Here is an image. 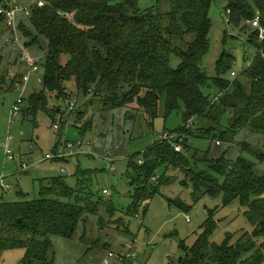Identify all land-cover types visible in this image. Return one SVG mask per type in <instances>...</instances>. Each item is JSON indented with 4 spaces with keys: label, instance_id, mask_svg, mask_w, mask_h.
<instances>
[{
    "label": "trees",
    "instance_id": "trees-1",
    "mask_svg": "<svg viewBox=\"0 0 264 264\" xmlns=\"http://www.w3.org/2000/svg\"><path fill=\"white\" fill-rule=\"evenodd\" d=\"M142 1L147 0H45L43 7L32 5L31 18H20L18 34L30 55L37 50L45 52L43 61L38 62L44 72L39 80L43 90L24 99L26 107L22 114L36 119L53 98L66 101L69 88L65 84L70 82L78 95H92L112 110L141 112L152 122L161 118L163 108L167 119L183 105L184 125L142 152L140 164L132 161L129 165L126 177L133 191L127 217H139L141 210L147 208L145 203L160 193L163 185L174 180L167 174L179 171L186 177L184 185H191L194 190L193 201L199 202L205 196L222 198L223 208L238 201L246 209L244 217L253 227L251 233L241 232L239 236L228 233L226 240L217 244L212 240L218 228L214 218L217 211L211 210L195 244L191 248L185 242L181 245L185 256L179 264H261L264 262V172L243 156L230 160L224 152L221 157L213 158L209 151L195 152L196 160L203 162L206 169L192 168L184 153L191 149L184 141L195 135L188 126L193 119L199 118L201 123L210 125L196 128L208 134L222 128L227 114L230 115L228 126L215 136L216 142H226L229 134L233 138L245 130L264 135V41L261 43L258 31L246 26L242 29L243 23L257 14L264 26V0H225L229 24L245 32L249 29V43L255 44L257 50L251 67L235 81L226 78L235 63V58L226 52L216 64L215 78L203 67L210 51L209 34L213 26L210 9L214 0H157L159 5L164 3L169 7L167 12L159 10V5L157 9L142 10ZM11 3V0L0 2L8 8L14 5ZM30 4L31 1L19 2L21 6ZM4 17L0 16V21L6 24ZM8 28L7 45L14 46L15 33ZM227 37L225 34L224 43ZM42 38L48 46L44 47ZM18 60L19 67L14 65L10 70L11 62L0 55V94L17 89L23 57ZM58 78L63 94L57 87ZM206 87L216 88L218 95L214 98L205 95ZM74 97L77 100L76 96L71 99ZM77 104L73 110L70 105V111H75ZM54 111L55 118L64 114L58 105ZM48 117L56 120L50 112ZM55 128H59L58 124ZM86 129L81 128L84 135L88 133ZM61 140L60 136L62 145ZM242 143L244 151L251 150L248 143ZM70 144L65 143V147ZM72 145L74 149L82 146ZM57 153L63 152L58 148L54 155ZM71 157L74 155L52 161L68 162ZM258 158L264 162V154ZM93 173L78 169L74 186L64 176L45 178L40 198L0 203V253L20 250L25 252V263L55 264L52 238L72 240L81 227L87 228L89 216L99 215L102 206L108 214L116 211L111 200L93 190ZM21 219L23 222L19 223ZM121 222L125 228L118 229L119 234L128 235L126 223ZM101 248L109 251L111 244L105 242Z\"/></svg>",
    "mask_w": 264,
    "mask_h": 264
},
{
    "label": "rangeland",
    "instance_id": "rangeland-1",
    "mask_svg": "<svg viewBox=\"0 0 264 264\" xmlns=\"http://www.w3.org/2000/svg\"><path fill=\"white\" fill-rule=\"evenodd\" d=\"M21 1L11 0V4L19 5ZM158 5L157 0H147L140 3V8L142 10L157 9ZM226 6L225 0H214L212 3L210 19L213 26L209 34L210 51L205 57L203 67L210 77L215 78L217 76L216 64L221 55L226 52L235 58L232 72L237 74V77L233 79L231 72L226 78L235 81L241 77L242 72L251 67L257 50L255 44L249 43L252 30L243 31L244 23L240 30L234 29L229 24ZM159 7L162 12L169 10L164 3ZM22 17L23 15H20L19 19ZM225 34L228 36L226 43H224ZM9 35L10 29L0 21V55L5 58V61L11 62L9 69L12 70L14 65L18 66L17 59L22 60V57H20V50L12 44L5 43V38ZM42 43L44 47L48 46V42L43 38ZM31 56L35 58L39 70L31 76L25 99L43 90L39 80L43 78L44 72L38 62L43 61L45 52L37 50L34 54L32 52ZM19 72L20 75L27 73L24 62ZM71 85L72 82L65 84V87L69 88L66 101L53 98L46 111L39 112L36 119L33 116L26 118L21 112L11 121L9 115L20 95L19 89L0 94V178H6V183L0 179V203L40 198L42 180L45 178L53 179L64 176L74 186V174L78 169H83L94 172L93 190L100 197L111 200L116 209L113 214H108L105 206L100 207L99 215L89 216L87 228L81 227L72 240L61 237L52 238L55 264H101L109 252L116 253L128 243H135L134 250L138 254V258L131 260V264L135 262L138 264H179L181 258L185 256L181 245L185 242L186 246L191 248L195 244L197 235L202 232V227L208 222L211 210L217 211L214 218L218 228L212 238L215 243H223L228 233L239 236L241 232L251 233L253 231L252 225L244 217L246 209L238 201L225 208L222 205V198L205 196L199 202L193 201L194 190L191 185L188 187L184 185L186 177L179 171H170L167 174L174 180L163 185L160 193L145 203L147 208L141 210L140 219L136 216L127 217L132 204L133 191L126 177L129 165L132 161L140 164L139 159L142 152L184 125L181 114L184 106L182 105L181 110L174 112L167 119L164 117L163 108L161 118L152 122L148 115L141 112L127 113L128 110L125 108L115 110L105 108L103 101L92 95H78L75 86ZM203 93L211 98L218 95L214 87H206ZM72 95L76 96L79 101L75 111H70ZM57 105L62 107L64 114L55 118L57 114L54 110ZM24 107H26L25 102L22 105V111ZM48 112L51 113V117L59 120L57 122L52 120L48 117ZM229 118V114L225 115L222 128L208 134L197 131V127L210 126L201 123L199 118L193 119L188 124L195 135L187 137L184 141L191 149L184 153L190 160L192 168L206 169L203 162L196 160L195 152L209 151L213 158L221 157L224 152L230 160L243 156L264 172V162L258 158V155L264 154L263 134L245 130L233 138L229 134L228 141H221V145L217 144L215 136H219L221 131L226 130ZM60 119H63V122ZM56 124H58V129L55 128ZM85 127L88 133L84 135L81 128ZM60 136L62 145L59 143ZM9 137H12L10 149L16 160L8 162L3 146L8 142ZM242 142L248 143L251 150L244 151ZM65 143L82 144V146L68 150ZM58 148L59 151L72 154L74 157H71L68 162L44 161L47 155L54 154ZM180 150L184 151L182 147ZM23 164L36 166L23 170ZM63 170L66 174L62 172ZM8 185L12 187H7ZM104 190H107L108 194L104 193ZM180 204L184 207H180ZM121 220L126 223L130 231L128 235L118 232V229L124 225ZM124 228L125 226L122 227ZM105 242L111 244L109 251H107L109 248H101ZM115 261L113 258L112 263L114 264ZM0 264L39 263H25V252L14 250L1 252Z\"/></svg>",
    "mask_w": 264,
    "mask_h": 264
},
{
    "label": "built area",
    "instance_id": "built-area-1",
    "mask_svg": "<svg viewBox=\"0 0 264 264\" xmlns=\"http://www.w3.org/2000/svg\"><path fill=\"white\" fill-rule=\"evenodd\" d=\"M37 4L39 7L45 6V0H33L32 4L30 5H13L12 7L8 8L6 5L0 4V16H5V23L8 27L12 29V31L15 33L14 38V46L16 48H19L22 50V57L23 62L26 64L27 67V73L22 74L21 81L17 84V88L19 89V97L17 99V102L15 106L12 108L10 112V119L13 121L16 117L20 115L22 112V105L24 104L25 94L28 90L27 86L30 82L31 76L34 73H37L38 66L36 65L35 58L30 55V53L25 49V46L23 42H21V39L18 34L19 30V22H20V15H23L25 17L31 18L32 11L30 10L32 5ZM244 26L248 27L250 30L258 31L261 35V43L264 41V26L262 25V19L260 17V14H257L254 18L249 19L244 22ZM233 79L237 77V74L235 72H232ZM71 103V109L73 110L74 107L77 104L76 98H72L70 101ZM169 137L168 134L166 135V138ZM12 140V137L8 138V142L3 146V149L5 150V156L6 160L9 161H15L16 158L13 156V152L10 149V141ZM182 141V139L180 140ZM221 145L220 143H217ZM80 145V144H78ZM68 150L74 149V145L70 144L68 147ZM179 149H181V146H178ZM72 154H64V153H57L52 155H47L44 158V161H52L56 157L57 158H64V157H70ZM142 163V162H141ZM36 165L29 166L28 164H23L22 169L28 170L31 167H35ZM65 173V170H63ZM104 193H107V190H104ZM142 222V221H141ZM135 243H128L125 247L120 248L118 252H109V254L105 257L104 261L101 264H113L112 259L115 258L114 264H131V260H135L138 256V254L135 252ZM134 264H138L135 262ZM261 264H264L262 262Z\"/></svg>",
    "mask_w": 264,
    "mask_h": 264
},
{
    "label": "water",
    "instance_id": "water-1",
    "mask_svg": "<svg viewBox=\"0 0 264 264\" xmlns=\"http://www.w3.org/2000/svg\"><path fill=\"white\" fill-rule=\"evenodd\" d=\"M57 87L59 88V92L61 94H63L64 93V88L62 87V83H61L59 78L57 80ZM21 222H23V219L19 220V223H21Z\"/></svg>",
    "mask_w": 264,
    "mask_h": 264
},
{
    "label": "crops",
    "instance_id": "crops-1",
    "mask_svg": "<svg viewBox=\"0 0 264 264\" xmlns=\"http://www.w3.org/2000/svg\"><path fill=\"white\" fill-rule=\"evenodd\" d=\"M32 2L33 0H22L21 2H24V3H29V2ZM5 43L7 44L8 43V40L5 38ZM18 70H16V72H17ZM4 183H6V178L5 177H2V178H0ZM7 187H12V186H7Z\"/></svg>",
    "mask_w": 264,
    "mask_h": 264
}]
</instances>
